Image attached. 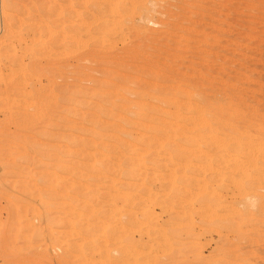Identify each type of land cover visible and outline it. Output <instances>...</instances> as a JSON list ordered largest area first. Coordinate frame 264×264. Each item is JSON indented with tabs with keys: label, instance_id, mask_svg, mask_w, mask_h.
I'll return each mask as SVG.
<instances>
[{
	"label": "rangeland",
	"instance_id": "obj_1",
	"mask_svg": "<svg viewBox=\"0 0 264 264\" xmlns=\"http://www.w3.org/2000/svg\"><path fill=\"white\" fill-rule=\"evenodd\" d=\"M110 19L112 21L114 19V22ZM113 23L115 28L111 26ZM108 24L113 27L110 29L115 34L110 29L107 30ZM64 32L68 33L69 36ZM113 34L115 38L112 36ZM74 36L75 40H73ZM68 38H72L73 41L71 40L69 43ZM101 38L102 42L99 43ZM76 40L80 41L81 48H83L80 53L71 52L73 48L70 46ZM111 41L114 48L112 51L110 50L111 52L107 51L106 53L105 51L104 58L98 60L100 64L103 63L102 61L112 60V65H114V62L118 61L117 59H124L123 63L126 62L127 64L125 67L123 64V69L119 70L120 74H127L130 77L137 76L133 79L134 82L136 80L139 85L141 84L140 86L145 85L148 88L155 85L161 87L160 84L163 83L167 84L165 81L167 77L163 78L165 75L172 76V80L175 79L176 82L180 81V87L188 91V93L185 92V96L188 94L189 98L188 96L187 98H180L182 99L181 107L184 108L178 107L179 122H182L180 115L183 118L187 110V108L185 109L186 103H189L187 101H190L194 106L191 114L196 107H210L212 105V107L215 106L216 108L217 106L219 109L220 106L219 110H221L224 118L230 120V123L231 121L234 122L233 125H229V128L231 133L235 134L233 135L235 141H230L231 143L228 144L229 146L224 153L221 154L219 148H216L217 146L214 144L213 146L211 143L208 145L206 143L203 146V154L199 156L198 153H195L196 155L190 157V161L179 157L175 158V165L172 168H174L176 186L171 193L169 191V195L172 194L175 201L173 207L170 206L171 208L160 203L163 198H166L168 192L160 189V182L156 180L152 181V184L150 183L152 191L149 190L150 188H145L131 192L136 199L133 200L135 201L134 204L132 202L130 205L119 199L118 210L114 208L117 212L112 208V202L109 204L106 199L104 202V198L100 196L98 198H102L100 200L103 202L94 205L96 203L92 202L98 196L95 193L103 194L101 190L92 192L89 189L85 191L86 188H83L79 191L74 188V184V187L70 184V182H75V176L71 174V170L65 172L56 168L61 160L59 158H64L61 161L69 164L74 163L73 160L78 161V156H69L65 152L68 144L71 143L67 140L69 137L81 136V134L82 138L84 136L83 139L89 137V132L85 133L83 130L82 133V129L80 131L76 129L78 125H81V122L80 128L82 126L86 129L87 127L92 128L88 121L81 120L78 115L80 116L84 112L82 116H89L93 111L96 112L102 108L104 110V107L110 106L108 102L101 104L99 95L93 93L94 87L97 88H95L97 93L100 92V88L104 93H107L103 89L109 87L111 82L105 84L106 72L104 71L106 70L93 60L83 61L78 65L77 60L79 57L84 58V56L90 58L91 53H88V50L91 48L99 50L95 47L97 44L107 45ZM62 44L65 45L63 49ZM67 48L71 49L66 52ZM0 52V72L2 75L3 73L9 74L10 67H15L13 58H17L21 63L27 65L32 62V59H37L41 65L39 68L44 70L41 76L35 77L37 80L26 82H30V84L21 83L23 86L14 81L17 78L16 75L15 77L12 76L14 85L17 83V87L14 86L17 90H21V87L26 88V91L19 90L20 92L24 91V93L18 92L17 94L20 96H16V99L17 97L22 98L21 94H27L29 88L27 95L32 91L30 94H32L33 99H37L44 89L46 91L44 90V95L42 94L43 99H47V95L50 96L51 92L53 94L50 99H47V102H45L46 99L44 100L45 104L48 103V100L50 101L51 105L48 103V106H50L51 114H53L51 119L47 120V124L42 117V120L39 119L40 121L37 122H35V117L28 120V113L20 109V103L19 106L17 104V106H13L15 107V111H12L13 115L17 114L19 109L21 123L24 117L26 119L24 121L27 122V126L25 123H20L25 131L18 127L19 113L16 118L10 113V116L14 117L10 119L11 117L7 116L9 110L7 113L6 110H0V125L3 122L0 127L2 144L6 143L3 139L8 138L7 142L11 145L10 138L13 136L10 137L9 131L11 135L16 133L13 134L15 140H19V136H23L22 132L25 133H23L24 136L28 134L27 142L30 137L33 138L29 140V143L36 138H39L36 140L40 143V139H43L40 147L39 145L34 146L35 150L31 147L28 148V157L30 159L33 156L37 157L36 162L33 157L34 162L31 159L28 163V159L25 161L23 155L13 159L14 165L11 161L4 160L5 154H0L3 158L0 160L5 162L3 164L0 161V264H22L23 262V264H264V160L256 155V152L255 154L253 152L254 155L246 152L251 147L252 151L257 149L259 153L258 146L264 143V135L261 144L258 145L256 140L258 136L260 137L259 129L264 125V0H0ZM145 62L149 66L145 64L143 67L138 66L137 68L134 65ZM110 65L108 62L107 67L110 68ZM133 65L137 69L133 68ZM75 66L80 67L81 71L74 73ZM139 68H141L140 71ZM90 69L93 74L92 77L86 76L88 77L86 78L79 74ZM58 75L59 79L56 77ZM10 77L9 75L10 81L5 80H8L5 85L12 82ZM175 81L173 82L176 83ZM136 82L127 86L128 88L124 90L123 94L124 97L127 96V101L133 103L135 102L133 101L135 100L133 89L135 92L138 86ZM1 83L3 84V81L0 82V91L4 92L5 86L3 87ZM56 84L58 85L56 86ZM102 84L107 86L103 88ZM176 84L178 85V83ZM24 85L28 86L25 87ZM91 87L92 93H90ZM37 88H42V90L35 94ZM58 88L61 90L60 93ZM78 88L80 89L79 93ZM128 89H130L129 92H127ZM47 90L50 92L45 94ZM88 91L90 94H86ZM2 94L0 97L5 96ZM57 95H62L66 99L62 98L61 100L60 96ZM53 96L54 98L51 99ZM67 96L70 98L68 99ZM26 97L31 98V95ZM74 100H76V106L73 104ZM55 101L59 107L54 103ZM95 102L99 105H96ZM55 105L56 107H54ZM72 105L75 108L74 112L69 110ZM93 105H96L95 108L97 109H94ZM134 105L131 107L134 114L132 111L130 117L137 120L143 114L139 110L136 111L137 105ZM97 106L101 109H98ZM73 107L72 109H74ZM61 108L63 113H61ZM52 109L56 115L52 113ZM66 109L67 113L65 112ZM57 114L64 117L57 119ZM29 115L31 114L29 113ZM188 115V117L192 116L190 113ZM103 116L102 120L107 118L106 114ZM195 116L197 115L195 114ZM6 117L7 119L9 117L8 121L13 120L14 122L15 120L16 126L15 124L12 125L13 122L5 124ZM54 118L55 121L52 120ZM68 118L73 119V124L74 121L77 122L75 123L76 127L71 125V131L70 126L66 127L65 124V122L68 125L72 124V120L69 122ZM43 120L45 123L42 122ZM52 121H54L53 124ZM29 122L31 127L32 123H35V131L37 132H33L34 126L31 131L30 126H28L30 125ZM55 122L56 124H54ZM85 122H87L86 125ZM62 123L65 124L66 128ZM105 125L107 124H103L99 128L103 129ZM2 127H6L7 133L6 131L2 132ZM19 130L20 132L17 134ZM30 132L33 135H30ZM38 134H41V137ZM23 139L22 137L21 140ZM236 140L244 145L237 151L234 150L237 144ZM14 141L12 139V142ZM48 141L53 146L52 148H50ZM32 142L30 144H34ZM43 144H46L45 148H43ZM58 146L61 147L59 150L57 149ZM96 146L90 145L88 153L98 152V145ZM186 146L191 147L189 143ZM4 147L8 150L6 144ZM3 150L1 149V151ZM53 150L56 152L54 155H57L54 160L51 156ZM32 153L33 156H30ZM87 155L84 156L83 154L80 160L83 158L90 159L91 153L88 157ZM97 155H92L91 158ZM107 159L106 157L103 158L104 161ZM57 160L58 165L56 164ZM12 166L13 168H11ZM147 172L149 175L156 174L155 167H149ZM37 174L38 177H34ZM164 174L166 173L164 172ZM50 175L52 176L50 177ZM57 175L58 180H55ZM48 180L52 181L53 184L51 185ZM34 183L39 185L35 187ZM24 184L34 185L37 190L33 187V189L29 187L25 190ZM51 186L52 189L54 188L52 191H50ZM103 192L105 193V190ZM152 193L157 194L156 197ZM150 197L156 198V200L153 199V202ZM43 198L48 199L49 202ZM90 200L91 202L88 203ZM43 202L50 207L47 212L43 208ZM84 202L87 204H82ZM83 206L88 208L95 206L93 209L94 219L83 218L82 220L76 216V212ZM111 208L115 218H111L109 221L107 218L108 214L112 212ZM130 212L132 215L134 214L132 219ZM145 212H148V217L145 216ZM21 213H24L23 216ZM25 217L26 219H23ZM27 221L28 224H26ZM106 221L109 225L106 224ZM81 225L82 227H80ZM84 225L86 226L84 227ZM110 233H113L112 238L109 237V240H106L105 238ZM91 234L94 238L90 236ZM86 236L90 238L87 239ZM91 238L95 241H91ZM96 241L97 243H95ZM93 242L100 247L92 249L91 247L94 246L89 244ZM88 245L92 250L89 249Z\"/></svg>",
	"mask_w": 264,
	"mask_h": 264
},
{
	"label": "bare ground",
	"instance_id": "obj_2",
	"mask_svg": "<svg viewBox=\"0 0 264 264\" xmlns=\"http://www.w3.org/2000/svg\"><path fill=\"white\" fill-rule=\"evenodd\" d=\"M99 1V0H98ZM101 1V0H100ZM90 2V1H89ZM92 3V2H91ZM110 5V4H109ZM106 6H108L107 4H106ZM77 9V8H76ZM81 9V8H80ZM105 9V8H104ZM108 9V8H107ZM91 10V9H90ZM77 11V10H76ZM83 11V10H82ZM107 13H109V12H107ZM61 15V14H60ZM122 15V14H121ZM75 17H76V15H75ZM102 17V16H101ZM104 17V16H103ZM110 17H111V19H112V16L110 15ZM95 18H96V15H95ZM121 18V17H120ZM82 19H84V18H82ZM98 19H100V17H98ZM110 19V20H111ZM123 19V18H122ZM92 20V19H91ZM96 20H97V18H96ZM108 21V20H107ZM112 21V20H111ZM110 21V22H111ZM87 22V21H86ZM106 22V21H105ZM109 22V21H108ZM107 22V23H108ZM112 22H114V19H113V21ZM92 23V22H91ZM97 23V22H96ZM121 23V22H120ZM86 25H87V23H85ZM108 26H109V28L107 27V30L109 31V29L110 28H115V26H114V23H113V25H111V26H113V27H110V25L108 24ZM89 28V27H88ZM76 29V28H75ZM119 29V28H118ZM105 30V29H104ZM112 29H110V31H111ZM114 30V29H113ZM79 31V30H78ZM112 32V31H111ZM64 33H66V32H64ZM101 33H102V31H101ZM112 33H114V32H112ZM66 34H68V33H66ZM115 34V33H114ZM114 34L112 35V36H114ZM68 36H69V34H68ZM103 36V35H102ZM67 37V36H66ZM70 37H71V35H70ZM104 37V36H103ZM110 37V36H109ZM58 38V37H57ZM65 38V37H64ZM113 38V37H112ZM114 38H115V36H114ZM61 40H63L62 38H61ZM65 40V39H64ZM68 40H69V43H70V41L72 40V38L71 39H69L68 38ZM73 40H75V36H74V38H73ZM72 40V41H73ZM105 40H106V38H105ZM58 41V40H57ZM61 42V41H60ZM65 42H66V40H65ZM99 43L100 42H102V38H101V41H98ZM103 43H104V41H103ZM103 43H101V45H99V44H97L95 47L96 48H98L99 50H95V49H93V48H91L90 50H88V53H91V56H90V58L89 57H87V58H85V56H84V58H81V57H79L78 58V60H77V65L78 64H81L83 61H92L93 60V62H98V60L99 59H101V58H104L103 56L107 53V51H109V52H111L112 50H113V43H112V41H111V43H108L107 45H103ZM45 45V44H44ZM68 45V44H67ZM48 46V45H47ZM69 46V45H68ZM28 47V46H27ZM40 47V46H39ZM39 47H38V51H39ZM49 47V46H48ZM63 47H65V45L64 44H62V49H63ZM71 48H73V50H75V51H71V52H75V53H80L82 50L81 49H83V48H81V43H80V41H78V40H76L71 46H70ZM43 48H44V50H46V48H45V46H43ZM71 48H67L66 49V52H67V50L68 49H71ZM30 50H31V48H29ZM28 49V50H29ZM49 49H50V47H49ZM59 49V48H58ZM93 49V50H92ZM27 50V51H28ZM48 50V49H47ZM51 50H52V48H51ZM61 50V49H60ZM111 50V51H110ZM40 51H41V49H40ZM43 51V50H42ZM62 51V50H61ZM65 51V50H64ZM105 51H106V53H105ZM44 52V51H43ZM64 53V52H63ZM68 53H69V51H68ZM83 54H84V51H83ZM37 55V54H36ZM36 55H34V56H36ZM43 55H44V53H43ZM43 55H42V57H43ZM33 56V57H34ZM87 56H88V54H87ZM22 57V56H21ZM32 57V56H31ZM92 57V58H91ZM20 58V57H19ZM38 58V57H37ZM47 58V57H46ZM49 58V57H48ZM53 58V57H52ZM32 59V58H31ZM41 59V58H40ZM0 60H1V52H0ZM105 60V59H104ZM115 60V59H114ZM118 61H116V63H117V65H116V63L114 62V65H112V63H113V61L112 60H108L107 62H105V61H102L101 63L102 64H100V62H98L100 65H102L103 66V68L106 70V71H104V72H106V74H105V76H106V78L104 79V81H105V84H107V83H110V86L109 87H107V88H105V89H103L104 91H107V93H104L103 91H102V89L100 88V92L98 91V93H97V90H95V88L96 87H94V91H96V92H94L93 91V93L95 94H97V95H99V98L101 99L100 100V102H101V104H103L104 102H105V104L108 102V104L110 105L107 109L104 107V110H102L100 107L102 106L103 107V105H100V107L99 106H97L98 107V109L100 108L101 110H97L96 112L95 111H93V112H95V113H93L92 112V114L91 115H89V116H86V115H84V116H82L83 114H84V112H83V114H81L80 116L78 115V117L81 119V120H84V121H88V123L89 124H91L92 125V128L90 129L89 127H87V129H86V127H83L82 126V128H80V126L82 125V122H81V125L78 127L75 123H77V122H75L74 121V124H73V119H70V118H68L69 119V122L72 120V124L70 123V125H68L66 122H65V124L67 125L66 127H68V126H70V128H71V125H72V127H76V129H78L79 131H80V129H82V133H83V130L85 131V133H87V132H89V137H88V139H83L84 138V136H83V138H82V134H81V136H74L73 135V137H69V139H67L68 141H70L71 143L70 144H68V146H67V149H65V152H67V155L69 154V156H78V158H77V160L78 161H76V160H73V162L74 163H71V164H69V163H67V162H65V161H61V160H64V158H59V159H61L59 162H58V160L56 161V164L58 165V163H59V165L56 167V168H58V170L59 169H61L62 171H65V172H69V170H71L70 172H71V174H74L73 176H75V182H73V183H71L70 182V184L73 186V184H74V188H76L77 190H79V191H81V189H83V188H86V190L85 191H87L88 189L89 190H91L92 192H99L98 190H101V192L103 193V194H101L100 192H99V194L98 193H95V195L97 194L98 196H96L95 198H96V200H93L94 202H92V203H96V204H94V205H99V203L102 201V200H100V199H102V198H104V202H105V199L109 202V204H110V202H112L113 204H111V206H112V208L114 209V208H116L117 209V207H119V206H117V204H118V201H119V199L121 200V201H123V202H127V203H132L133 202V204H134V202L135 201H133V200H136V199H134V197L135 196H133L132 195V191L133 190H140V189H145V188H150L149 190L150 191H152V188H151V186H150V183L152 182V181H159L160 182V189L162 188L163 190H166L168 193L166 194V195H164V196H166V198L164 199L163 198V196H161V198H163L162 200V202H160V203H162V204H165V206H167V207H173V204H174V201L175 200H173V195L172 194H170L169 195V191H170V193H171V191L174 189V187L176 186V181H175V176H174V168H172V167H174L173 165H175V163H174V161H175V158L176 157H179L180 159H185L186 161H190L191 159H190V157L192 156V155H196L195 153H198L199 154V156L201 155V154H203V152H204V149H203V146L206 144V145H208V143L210 144H214L215 146H217L216 148H219L218 150H219V152L222 154V153H224L225 151H226V148L229 146L228 144L229 143H231V142H233V141H235V136L233 137V135H235V134H233V133H231V130H230V128H229V125H233L234 124V122H232L231 121V123L226 119V118H224V116H223V114H221V110H219L220 109V106H219V109L217 108V106H216V108H215V106H213L212 107V105L209 107H206V106H200V107H196L195 109H194V111H192L193 113H194V116H193V113L191 114V110H193V105L190 103V101H187V100H185V101H187V102H189L188 104L186 103V106H185V109L187 108V110L185 111V113H184V111H183V113L185 114V115H183V118H182V115H180V117H181V120H182V122L180 121L179 122V120H178V114H177V110H179V108L178 107H180V108H182L181 107V103H182V99H180V98H187V96H188V94L185 96V92H187L188 93V91L186 90H184V89H182L181 87H180V81L178 82H176L175 81V79H173L172 80V76L171 77H168V76H163V78L165 79V77H167V79H165V81H166V83L167 84H160L161 85V87L159 86V85H155V86H151V87H149L148 88V86L146 87L145 85H143V86H140L139 84H138V82H136V80H135V82H136V85L138 84V86L136 87V89H135V92H134V89H133V94H134V98H135V100H133V101H135L134 103L133 102H130V101H127V96L126 97H124L123 96V94H124V90H127V86H130L131 84L133 85V84H135V82H134V78H137V76H135V77H130L129 75H127V74H120L121 72H119V70H122L123 69V60L122 59H117ZM12 61H13V63L15 62V67L13 68H11L10 67V70H9V74L7 73V74H5V73H3V75L1 74V72H0V82L1 81H3V84H2V86L4 87L3 88V90H4V92H2V91H0V92H2L5 96L4 97H0L1 99H0V110H6L5 112L7 113V110H9L8 111V115L7 116H9V117H11L10 119H12V118H14V117H12V116H10V113L13 115V112L12 111H15L14 109H15V107H13L14 105H18L19 103V105H21V108L20 109H22L25 113H28V120H30V118H31V120L35 117V122H37L39 119H41V117L46 121V123H45V121L43 120L42 122H44L45 124H47L48 123V119H51V117H52V115L53 114H51V108H50V106H48L50 103V101L48 100V103L47 104H45V102H47V99L49 98L50 99V96L51 95H53L52 94V92L50 93V96L49 95H47L48 97H47V99H46V101L44 102V100L45 99H43V96H42V94L44 95V90H43V93L39 96L38 95V98L37 99H33V97H32V94H30L32 91H30V93H29V95H31V98H27L26 96H29V95H27L28 94V92H29V89H28V91H27V94H25V95H22L23 93H24V91H26V88L25 89H23V87H21V85L22 84H25L26 82H28V80L30 81V82H32L31 80H37L35 77H37L38 78V76H41L43 73H44V70H42L41 69V67L39 68V65H40V63L37 61V59H32V62L31 63H29L28 65L27 64H23V63H21V61H19L17 58H13L12 59ZM67 61V60H66ZM125 61V60H124ZM108 62H109V65H110V62H111V67L109 68V67H107V64H108ZM139 62V61H138ZM98 63H96V64H98ZM48 64V63H47ZM125 64H127L126 62H125ZM124 64V67L126 66ZM148 65L149 66V64L147 63V62H145L144 64H139L138 63V65L137 64H134L135 66H137V68H138V66L139 67H143L144 65ZM133 65V66H134ZM41 66V65H40ZM54 66V65H53ZM57 66H58V64H57ZM62 66V65H61ZM135 66L133 67V68H135ZM52 67V66H51ZM55 67V66H54ZM58 67H60V66H58ZM100 68V67H99ZM102 68V69H103ZM137 68H135V69H137ZM140 69L141 68H139L138 70L140 71ZM1 70V69H0ZM54 70H56V69H54ZM61 70H63V69H61ZM126 70H127V67H126ZM46 71V70H45ZM79 71H81V69H80V67H78V66H75V68H74V70H73V72L75 73V72H79ZM94 71V70H93ZM103 71V70H102ZM30 72V73H29ZM138 72V71H137ZM58 73H61V71H58ZM71 73V72H70ZM5 74V75H4ZM79 74H81V76L82 75H84L85 77L86 76H89V77H92V71H91V69L89 70V71H87V72H83V73H79ZM7 75V76H6ZM9 75L11 76L10 77V79L12 78V76L13 77H15V75L17 76V78L14 80V81H17V82H19L21 85L19 86V84H18V86L19 87H21V90H24L23 92H20L21 90L20 89H16L14 86H16L17 85V83H16V85H14L15 84V82L13 83V78H12V82H10V83H8V84H6L5 85V83L6 82H8V77H9ZM56 75H57V73H56ZM68 76H69V74H68ZM71 76V75H70ZM80 76V75H79ZM83 76V77H84ZM54 77V76H53ZM57 77V79H59V75L58 76H56ZM61 77H63V76H61ZM85 77H84V79H85ZM33 78H35V79H33ZM51 78V77H50ZM78 78V77H77ZM86 78H88V77H86ZM156 78H158L157 76H156ZM6 79H8L7 81H5ZM94 79V78H93ZM96 79V78H95ZM40 80V79H39ZM53 80V79H52ZM55 80H56V78H55ZM80 80V79H79ZM82 80V79H81ZM182 80V79H181ZM10 81V80H9ZM145 81V80H144ZM158 81L160 82V80L158 79ZM161 81H163V80H161ZM173 81H175L176 83H178V85L176 84V83H174ZM30 82L29 83H26V84H30ZM55 82V81H54ZM59 82V81H58ZM183 82V81H182ZM182 82H181V84H182ZM57 83V82H56ZM79 83V82H78ZM52 84H54V83H52ZM52 84H51V86H52ZM63 84V83H62ZM76 84V83H75ZM113 86H112V85ZM158 84V83H157ZM32 85V84H31ZM58 84H56V86H57ZM83 85V84H82ZM85 85V84H84ZM103 86V88H104V86L106 87L107 85H104V84H102ZM23 86V85H22ZM25 86V85H24ZM26 86H28V85H26ZM25 86V87H26ZM30 86V85H29ZM81 86V85H80ZM17 87V86H16ZM18 87V88H19ZM47 87V86H46ZM28 88V87H27ZM45 88V87H44ZM49 88V87H48ZM66 88V87H65ZM185 88V87H184ZM1 89V88H0ZM33 89V88H32ZM38 89V88H37ZM36 89V90H37ZM59 89V88H58ZM61 89H62V87H61ZM77 89V88H76ZM97 89V88H96ZM99 89V88H98ZM20 90V91H19ZM39 90H42V88H40V89H38L37 91H35L34 92V90H33V92L36 94V92H39ZM49 90V89H48ZM48 90H47V92H45V94L46 93H49L48 92ZM65 90V89H64ZM79 88H78V93H79ZM178 90V91H177ZM14 92V93H10V92ZM46 91V90H45ZM69 91V90H68ZM77 91V90H76ZM130 91V89H128V91L127 92H129ZM22 93L21 94V97L22 98H18L17 97V99H16V96H18L19 94H17V93ZM61 92V90L59 89V93ZM62 92H63V90H62ZM71 92V91H70ZM104 94H103V93ZM2 93H0V94H2ZM33 93V96L35 97V94ZM54 93V92H53ZM90 93H92V87H91V91H90ZM89 93V91H88V93H86V94H90ZM130 93H132V92H130ZM177 93H178V95H179V97L177 98ZM3 94H2V96H3ZM73 94H74V90H73ZM68 95V94H67ZM72 95V94H71ZM70 95V96H71ZM76 95H78V94H76ZM92 95V94H91ZM90 95V96H91ZM1 96V95H0ZM20 96V95H19ZM46 96V95H45ZM57 96H60V95H57ZM89 96V95H88ZM89 96V97H90ZM92 96H94V95H92ZM123 97H124V99H123ZM52 98H54V96L53 97H51V99ZM58 97H56V99H57ZM62 95L60 96V99L62 100ZM67 98H68V96H67ZM70 98V97H69ZM68 98V99H69ZM78 98V97H77ZM77 98H75V99H77ZM94 98H95V96H94ZM98 98V97H97ZM96 98V99H97ZM188 98H189V96H188ZM60 99L58 98V100L60 101ZM64 100L66 99V97H64L63 98ZM86 99V98H85ZM130 99H132V98H130ZM54 100V99H53ZM52 100V101H53ZM71 100H72V97H71ZM70 100V101H71ZM95 100V99H94ZM51 101V102H52ZM75 101V102H74ZM73 102V104H74V106H76V100H74ZM77 101H78V99H77ZM72 102V101H71ZM92 102V101H91ZM98 102V101H97ZM97 102H95V104L96 105H99ZM181 102V103H180ZM55 104L57 103L56 101L54 102ZM59 103V102H58ZM94 103V102H93ZM43 104V105H42ZM107 104V105H108ZM133 104H135L134 106H136V111H141V113L143 114V115H141V117H140V119H137V120H134V118H131L130 117V115H131V113H132V111L133 110H131V107H132V105ZM16 105V106H17ZM18 105V106H19ZM42 105V106H41ZM51 105V104H50ZM57 105V107H59L58 106V104H56ZM56 105L54 106V107H56ZM78 105H79V103H78ZM96 105H93V107H94V109H97V108H95L96 107ZM203 105V104H202ZM53 106V105H52ZM61 107V106H60ZM67 107V106H66ZM70 107V106H69ZM72 107H73V105H72ZM72 107H70V109L69 110H73L72 112H74L75 111V108L74 109H72ZM16 108H18V107H16ZM65 108V107H64ZM184 108V107H183ZM62 109V108H61ZM77 109V108H76ZM91 110L93 109V108H90ZM55 110H57V109H55ZM182 110V109H181ZM180 110V111H181ZM18 112H16L17 114L20 112L19 111V109L17 110ZM60 111V110H59ZM136 111H135V113H136ZM4 112V111H3ZM24 112H23V114H24ZM55 112H57V111H55ZM66 113L68 112L67 111V109H66V111H65ZM71 112V113H72ZM223 112V111H222ZM29 113L31 114V115H29ZM52 113H54L53 112V109H52ZM61 113H63V109H62V112ZM60 113V114H61ZM65 113V114H66ZM77 113H78V110H77ZM86 113V112H85ZM181 113V112H180ZM190 113V115H192V116H190V117H188L189 114ZM17 114H14L13 116H15V118H16V115ZM23 114H22V118H23ZM55 114V113H54ZM87 114V113H86ZM105 114H106V119H104V120H102L101 118H102V116L104 115L105 116ZM132 114H134V111H133V113ZM195 114L197 115V116H195ZM226 114V113H225ZM19 115H21L20 113L18 114V116ZM56 115V114H55ZM31 116V117H30ZM103 116V117H104ZM9 117H8V119H9ZM36 117H39V118H36ZM58 117H60L61 119L64 117V116H62L61 117V115H59L58 116V114H57V119H58ZM66 117V116H65ZM68 117V116H67ZM179 117V118H180ZM20 118V119H19ZM19 120H18V127H20L19 129H21L22 128V130L24 129V127H23V125H22V127L20 126L21 124H24L25 123V125L27 126V122H25L24 120H26V119H24L23 118V122L21 123V117L19 116ZM4 119H5V117H4ZM6 119H7V117H6ZM8 119H7V121H6V123L5 124H7V122H8V124H11V122H13V120H9L8 121ZM66 119V118H65ZM42 120V119H41ZM48 120V121H47ZM52 120H54L55 121V118L54 119H52ZM178 120V121H177ZM34 121V120H33ZM40 121V120H39ZM54 121H52V124H53V122ZM62 121V120H61ZM68 121V120H67ZM56 122H57V120H56ZM56 122L54 123V124H56ZM178 122V123H177ZM21 123V124H20ZM34 123V122H33ZM33 123H32V127H31V124H30V122H29V124L30 125H28V126H30V128H31V131H32V128H33V126H34V130H33V132H37V131H35V123H34V125H33ZM39 123V122H38ZM233 123V124H232ZM2 124H3V122H2ZM2 124L0 125V127L2 126ZM4 124V125H5ZM13 124H15V126H16V124H17V122L15 123V120H14V122L12 123V125ZM58 124V123H57ZM64 124V125H65ZM87 124V122H85V125ZM103 124H107V125H105L104 127H103V129H100L99 127L101 126V125H103ZM24 125V126H25ZM49 125V124H48ZM50 125H51V122H50ZM62 125H63V123H62ZM63 125V126H64ZM90 125V126H91ZM5 126H7V125H5ZM25 126V127H26ZM37 126H38V124H37ZM107 126H108V128H107ZM18 127H16V128H18ZM65 127V126H64ZM65 127V128H66ZM102 127V126H101ZM3 128V130H2V132H5L6 130H5V128L6 127H2ZM30 128H29V130H30ZM69 129V128H68ZM75 129V128H74ZM1 130V129H0ZM28 129H27V131H29ZM72 130V128L70 129V131ZM88 130V131H87ZM101 130V131H100ZM135 130H136V132H135ZM237 130V129H236ZM15 131H16V129H15ZM14 131V132H15ZM23 131H25V130H23ZM44 131H46V130H44ZM43 131V132H44ZM195 131V132H194ZM233 131V130H232ZM18 132H20V130L19 131H17V134H18ZM39 132H40V130H39ZM76 132V131H75ZM6 133H7V131H6ZM24 132H22L21 134L23 135V136H19V138L17 137V135H16V138H18L19 140H15V138H14V135L16 134H14V133H12V135H11V133H10V131H9V135H10V137H12L13 136V138H10L9 136V138L11 139V145H10V143L9 142H7L8 140V138L6 139L5 138V136H4V138L5 139H3V141H4V143L6 144V146L8 147V150H6V148L4 147L5 146V144H2V140H1V138H0V154H5L6 156H5V158H4V160L5 161H11L12 163H13V159L14 158H16V157H18V156H23L24 157V160L26 161L27 159H28V163H30L29 161L31 160V161H33V159L35 160V162H36V158L37 157H35V156H33V153H34V151H33V153L30 155V156H33V157H31V159H30V157H28V155L29 154H27L28 153V148L29 147H31L32 149L34 148V146H36V145H39V147H40V143L42 142L43 143V139H40V143L37 141V140H39V138L36 140V139H34V140H31L30 141V143L32 142V141H37L38 142V144H37V142H36V144H35V142H32V143H34V144H30L29 143V140L32 138V137H30V135H33L31 132H30V135H29V137H30V139H28V142H27V138L26 137H28V134L27 135H25L24 136V134H23ZM55 133V132H54ZM80 133V132H79ZM198 133V134H197ZM14 134V135H13ZM62 134V133H61ZM238 134V133H237ZM39 135V134H38ZM259 135H260V137L258 136V139H256L257 141H258V145H259V143L261 144V142L263 141L262 139H263V135H264V125L262 126V128L261 129H259ZM35 136V135H34ZM33 136V137H34ZM40 137H41V134L39 135ZM64 136V135H63ZM63 136H61V138H63ZM70 136H71V134H70ZM87 136V135H86ZM85 136V138H87ZM242 136V135H241ZM7 137V136H6ZM22 137L24 138L23 140H21L22 139ZM43 137H44V134H43ZM45 137H46V135H45ZM57 137H59V136H57ZM240 137V136H239ZM238 137V138H239ZM21 138V139H20ZM26 138V139H25ZM35 138V137H34ZM50 138V137H49ZM60 138V137H59ZM68 138V137H67ZM71 138V139H70ZM237 138V139H238ZM9 139V140H10ZM12 139H13V141L14 142H12ZM33 139V138H32ZM234 139V140H233ZM6 140V141H5ZM49 140V139H48ZM52 140H54V139H52ZM56 140V139H55ZM63 140H64V138H63ZM240 140V139H239ZM231 141V142H230ZM255 141V140H254ZM253 141V142H254ZM257 141H256V143H257ZM51 142V141H50ZM236 142H237V140H236ZM239 142V141H238ZM237 142V144H236V146H235V148H234V150L235 151H237L238 149L240 150L242 147V145L240 144V142L238 143ZM9 143V145H7ZM45 143V142H44ZM48 143H49V141H48ZM54 143V142H53ZM189 143V145L191 146L190 148H188L186 145ZM235 143V142H234ZM250 143V142H249ZM51 143H49V146H50V148H52L53 146H51L50 145ZM254 144V143H253ZM46 144H43L42 146H43V148H45L46 146H45ZM58 144L56 143V146H57ZM60 146H61V144H59ZM96 146V145H98V152H95L94 154H93V152H90L91 153V157H92V155H95V154H98L97 156H94L93 158H91L90 156H89V158L90 159H82V160H80L81 159V157H82V155L84 154V156L85 155H87V153L90 151V148H89V146ZM212 145H210V146H212ZM213 145V146H214ZM257 145V144H256ZM255 145V146H256ZM56 146H54V147H56ZM60 146H58L57 147V149L59 150V148H61ZM244 146V145H243ZM262 146V147H261ZM37 147V146H36ZM64 147H65V145H64ZM97 147V146H96ZM247 146H245V148H246ZM47 148H48V145H47ZM1 149H4L3 151H1ZM54 149V148H53ZM92 149V148H91ZM100 149V150H99ZM244 149V148H243ZM242 149V150H243ZM247 149H248V147H247ZM252 148L250 147V150H248V151H246L247 152V154L249 153V154H253V152H254V154H255V152L257 153L256 155H258L259 157H261V159L262 160H264V143L262 144V145H260V146H258V151H259V153L257 152V149H256V151H252L251 150ZM34 150H35V148H34ZM61 150V149H60ZM94 150V149H93ZM233 150V151H234ZM255 150V149H254ZM5 151H6V153H5ZM8 151V152H7ZM36 151H37V149H36ZM38 151H43V150H38ZM49 151V150H48ZM54 152H52L53 153V155H54V153H56L55 152V150H53ZM57 151V150H56ZM64 151V150H63ZM50 152V151H49ZM36 153H40V152H36ZM44 153V152H43ZM42 153V155H45V154H43ZM52 153H51V156L53 157V160L55 159V158H57L56 156V154L53 156L52 155ZM63 152H62V150H61V154H62ZM90 153H88V155L90 154ZM245 153V152H244ZM64 154H66V153H64ZM63 154V155H64ZM253 154V155H254ZM35 155V154H34ZM88 155H87V157H88ZM26 156V157H25ZM48 157H50L49 155H47ZM74 156V157H75ZM230 156V155H229ZM4 157V156H3ZM6 157H9V159H6ZM44 157V156H43ZM47 157V158H48ZM55 157V158H54ZM64 157V156H63ZM108 158L107 159V161H104L103 160V158ZM193 157V156H192ZM0 158H2V155H0ZM3 159V158H2ZM39 159V158H38ZM40 160H42V159H40ZM69 160V159H68ZM1 161V160H0ZM2 163H3V160L1 161ZM34 162V161H33ZM32 162V163H33ZM45 162V161H44ZM54 162V161H53ZM58 162V163H57ZM5 163V162H4ZM3 163V164H4ZM14 163H15V161H14ZM13 163V164H14ZM39 163H41V162H39ZM39 163H37L38 165H39ZM52 163V162H51ZM188 163V162H187ZM7 164V163H6ZM5 164V165H6ZM36 164V165H37ZM45 164H46V162H45ZM15 165V164H14ZM25 165V164H24ZM35 165V164H34ZM41 165H43V164H41ZM7 166V165H6ZM56 166V165H55ZM151 166H153V168L155 167V171H156V174H154V175H149L148 174V172H147V169H149V167H151ZM42 167V166H41ZM4 168V167H3ZM6 168V167H5ZM11 168H13V166L11 167ZM32 168V167H31ZM24 169V168H23ZM28 169V168H27ZM34 169V168H33ZM8 170V169H7ZM29 170V169H28ZM60 170V171H61ZM67 170V171H66ZM9 171V170H8ZM35 171V170H34ZM39 171V170H38ZM46 171V170H45ZM44 171V172H45ZM49 171V170H48ZM154 171V170H153ZM28 172H30V171H28ZM33 172V171H32ZM40 172V171H39ZM53 172H55V171H53ZM164 172L166 173V174H164ZM59 173V172H58ZM61 173V172H60ZM46 174V173H45ZM66 174V173H65ZM64 174V175H65ZM67 174H70V173H67ZM47 176H48V174H46ZM28 176H30V175H28ZM45 176V175H44ZM52 175H50V177H51ZM63 176V175H62ZM151 176V177H150ZM153 176V177H152ZM34 177H38V174H37V176H34ZM49 177V176H48ZM54 177V176H53ZM61 177V176H60ZM65 176H63V178H64ZM71 177V176H70ZM56 179L55 180H58V175H57V177H55ZM62 178V177H61ZM62 178V179H63ZM67 178H68V176H67ZM36 179V178H35ZM51 179V178H50ZM60 179V178H59ZM65 179H66V177H65ZM64 179V180H65ZM70 179V178H69ZM52 180V179H51ZM61 180V179H60ZM67 180V179H66ZM49 181V180H48ZM30 182V181H29ZM33 182V181H32ZM50 183H51V185L53 184V182L52 181H49ZM27 183H28V181H27ZM31 183V182H30ZM55 183H56V181H55ZM14 184V183H13ZM152 184V183H151ZM16 185H18V183L16 182ZM34 185H35V187H37V185H39V184H35L34 183ZM34 185H28V184H24V188H25V190L27 189V188H29V187H33V188H35L34 187ZM50 185V184H49ZM71 185H69V186H71ZM47 186V185H46ZM48 187V186H47ZM50 187V186H49ZM72 187V188H73ZM18 188V187H17ZM30 188V189H31ZM32 188V189H33ZM73 188V189H74ZM19 189H21L20 187H19ZM29 189V190H30ZM36 189V188H35ZM43 189V188H42ZM54 189V188H53ZM52 189V186H51V190L50 191H52L53 190ZM37 190V189H36ZM36 190H35V192H36ZM105 190V193L103 192V191ZM148 190V189H147ZM162 190V191H163ZM38 192V191H37ZM75 192H77V191H75ZM88 192H90V191H88ZM148 192V191H147ZM154 192V191H153ZM165 192V191H164ZM164 192H162V193H164ZM52 193V192H51ZM151 193V192H150ZM161 193V192H160ZM166 193V192H165ZM29 194H31V193H29ZM28 194V195H29ZM39 194V193H38ZM45 194V193H44ZM138 194V193H137ZM152 194H154V193H152ZM50 195V194H49ZM141 195V194H140ZM157 195V194H156ZM156 195L154 194V197H156ZM163 195V194H162ZM169 195V196H168ZM36 196V195H35ZM102 197V198H98V197ZM48 197V196H47ZM74 197H75V195H74ZM77 197V196H76ZM151 197H153V196H151ZM150 197V199H154V198H151ZM158 197H159V195H158ZM13 198V197H12ZM16 198V197H15ZM71 198V197H70ZM146 198V197H145ZM18 199V198H17ZM43 199H45V198H43ZM141 199H142V197H141ZM158 199V198H157ZM39 200H41V199H39ZM46 201L48 200V199H45ZM45 200H42V201H45ZM54 200V199H53ZM81 200V199H80ZM148 200V199H147ZM154 200H156V198L154 199ZM154 200H153V202H154ZM41 201V202H42ZM159 201H161V200H159ZM47 202H49V201H47ZM86 202H87V200H86ZM86 202H84V203H82V204H85ZM89 202H91V200L90 201H88V203ZM103 202V201H102ZM107 202V203H108ZM155 202H157V201H155ZM23 203V202H22ZM52 203V202H51ZM67 203V202H66ZM76 203H77V201H76ZM142 203H144V202H142ZM20 204V203H19ZM18 204V205H19ZM30 204V203H29ZM47 203H45V202H43V208H45L46 210V212L49 210V206L48 205H46ZM80 204H81V202H80ZM87 204V203H86ZM102 204V203H101ZM128 204V205H129ZM24 205V204H23ZM22 205V206H23ZM28 205V204H27ZM32 205V204H31ZM51 205V204H50ZM58 205V204H57ZM78 205V204H77ZM92 205V204H91ZM131 205V204H130ZM21 206V207H22ZM55 206V205H54ZM110 206V207H111ZM35 207V206H34ZM33 207V208H34ZM72 207V206H71ZM91 207V206H90ZM138 207V206H137ZM170 207V208H171ZM95 208V206L93 207L92 206V208H88V207H81V209L80 210H78L76 213H77V217H79V219H82L83 220V218L85 219V218H87L88 220H92V219H94L93 217H95V216H93V215H95L94 214V212H93V209ZM98 208V207H97ZM111 208V209H112ZM131 208V207H130ZM144 208V207H143ZM20 209V208H19ZM113 209H112V212H111V214H108L109 216H111V217H109L108 216V218H107V220H109V221H111V218H115V215L113 214ZM116 209H114L115 211H116ZM147 209V208H146ZM53 210V209H52ZM96 210V209H95ZM118 210V209H117ZM125 210V209H124ZM127 210V209H126ZM129 210V209H128ZM173 210V209H172ZM211 210V209H210ZM37 211V210H36ZM35 211V212H36ZM68 211V210H67ZM121 211V210H120ZM146 211V210H145ZM40 212H42L41 210H40ZM51 212V211H50ZM69 212V211H68ZM71 212V211H70ZM117 212V211H116ZM132 212V211H131ZM131 212H130V218L132 219V216L134 215H132L131 214ZM37 213H39V212H37ZM45 213V212H44ZM73 213V215L75 214L74 213V211L72 212ZM119 213V212H118ZM22 214V213H21ZM24 214V213H23ZM23 214L21 215V216H23ZM68 214V213H67ZM129 214V213H128ZM145 214V216L146 217H148V212H145L144 213ZM42 215V214H41ZM63 216V215H62ZM75 216V215H74ZM73 216V217H74ZM118 216V215H117ZM128 216V215H127ZM66 217V216H65ZM68 217V216H67ZM172 217V216H171ZM72 218V217H71ZM119 218H120V216H119ZM145 218V217H144ZM23 219H26V217L25 218H23ZM51 219V218H50ZM78 219V218H77ZM86 219V220H87ZM121 219H122V217H121ZM126 219H128V218H126ZM125 219V220H126ZM29 220V219H28ZM31 220V219H30ZM115 220V219H114ZM21 221H23V220H21ZM33 221V220H32ZM96 221V220H95ZM123 221V220H122ZM129 221V220H128ZM24 222V221H23ZM107 222V221H106ZM125 222V221H124ZM31 223V222H30ZM24 224H25V222H24ZM26 224H28V221L26 222ZM107 225H109L108 224V222L106 223ZM121 224V223H120ZM21 225V224H20ZM111 225V224H110ZM5 226V225H4ZM23 226V225H22ZM25 226V225H24ZM37 226V225H36ZM86 225H84V227H85ZM0 227H1V225H0ZM26 227H27V225H26ZM31 227V226H30ZM29 227V229L31 230V228ZM80 227H82V225L80 226ZM79 227V228H80ZM83 227V228H84ZM32 228H33V226H32ZM115 228H117L116 226H115ZM37 229V228H36ZM35 229V230H36ZM73 229V228H72ZM88 229H90V228H88ZM112 229V228H111ZM123 229V228H122ZM30 230H28V231H30ZM120 230H121V227H120ZM39 231H42V230H40L39 229ZM86 231H88V230H86ZM86 231H85V233H86ZM92 231V230H91ZM118 231H119V228H118ZM35 233H37V232H35ZM88 233V232H87ZM93 233V232H92ZM108 233H109V231H108ZM31 234V233H30ZM76 234V233H75ZM29 235V234H28ZM85 235V234H84ZM87 235V234H86ZM95 235V234H94ZM107 235V234H106ZM78 236V235H77ZM88 236H89V234H88ZM92 238H94V236H92V234L90 235ZM111 236H113V233H110L105 239L106 240H109L108 238L109 237H111ZM86 238H87V236H86ZM88 238H90V237H88ZM87 238V239H88ZM91 238V241L93 240ZM112 238V237H111ZM113 239H115L114 237H113ZM90 240V239H89ZM111 240V239H110ZM93 241H95V239L93 240ZM89 243H91V242H89ZM88 243V244H89ZM95 243H97V241L95 242ZM94 242L92 243V244H89V245H91V246H94V247H91L92 249H94V248H96V249H98L100 246H97L96 244H95ZM100 243H102V242H100ZM99 243V244H100ZM104 243V242H103ZM107 243V242H106ZM88 245V246H89ZM102 245H105V244H102ZM30 246V245H29ZM87 246V245H86ZM32 247V246H31ZM98 247V248H97ZM104 247V246H103ZM89 249H90V246H89ZM92 249H90V250H92ZM106 249V248H105ZM22 250V249H21ZM25 251V250H24ZM17 254V253H16ZM21 254V253H20ZM28 254V253H27ZM18 255V254H17ZM20 256V255H19ZM22 256H24V254H22ZM22 256H20L21 258H22ZM13 258H17V257H13ZM19 258V257H18ZM25 258V257H24ZM32 258V257H31ZM20 259V258H19ZM23 259V258H22ZM33 259V258H32ZM31 259V260H32ZM18 260V259H17ZM21 260V259H20ZM19 260V261H20ZM27 260V259H26ZM26 260H25V262H26ZM30 260V259H29ZM16 262V261H15ZM29 263H30V261H28ZM24 263V262H23ZM22 263V264H23Z\"/></svg>",
	"mask_w": 264,
	"mask_h": 264
}]
</instances>
